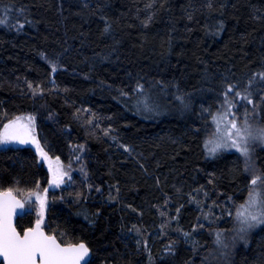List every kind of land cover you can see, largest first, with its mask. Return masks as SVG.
Returning a JSON list of instances; mask_svg holds the SVG:
<instances>
[{
  "label": "trees",
  "instance_id": "trees-1",
  "mask_svg": "<svg viewBox=\"0 0 264 264\" xmlns=\"http://www.w3.org/2000/svg\"><path fill=\"white\" fill-rule=\"evenodd\" d=\"M14 2L26 7L33 23L19 31L0 24V127L7 119L33 113L38 137L64 164L84 151L86 176L93 185L89 190L81 178H74L60 195H53L46 231L56 232L61 242L84 239L93 254L90 264H202L206 256V264H264V226L251 230L246 240L227 239L229 248L220 249L212 243L213 234L202 215L205 227L191 229L200 207L188 196L203 185L208 196L201 189L198 197L207 206L231 193L235 201L226 202L230 212L246 196L248 174L241 159L229 152L205 154L202 138L212 119L202 113L201 105L218 107L225 72L243 83L251 69L264 64V0H214L216 10L211 13L189 7L204 0H164L163 5L155 0L152 9L144 7L148 0ZM5 3L9 0H0V17L14 23L20 14L11 7L6 13ZM149 11L154 16L145 25L142 20ZM219 19L225 22L219 34L208 31L205 24ZM105 23L110 24L107 31ZM56 52L62 53L61 62L67 65L58 73L41 55ZM53 77L59 87L50 83ZM137 77L155 85L152 93L166 110L144 112L119 96L115 85L131 86ZM29 80L39 82L45 91L33 94ZM161 80L178 83L190 96L191 106L181 111L172 95L175 87L169 83L160 91ZM109 123L117 141L103 131ZM121 142L131 144L134 152L124 150ZM81 144L83 150L77 152L73 146ZM138 157L147 172L137 163ZM255 157L264 168V148L257 149ZM47 177V165L34 146L0 149V184L8 186L16 178L17 187H33L36 180L43 186ZM116 182L119 198L111 200L109 188L115 194ZM77 192L87 199L76 197ZM165 194L171 199L164 207L176 216V207L181 206L179 224L194 233L201 247L194 249L174 228L166 226L167 234H162L160 225L167 217H161L156 205L162 204ZM230 219L225 214L211 227L228 229ZM34 220L27 210L17 228L22 231ZM133 225L141 226L143 236ZM173 237L175 251L164 252ZM138 239H147L148 248L143 242L137 247ZM208 249L214 251L209 254Z\"/></svg>",
  "mask_w": 264,
  "mask_h": 264
},
{
  "label": "snow or ice",
  "instance_id": "snow-or-ice-1",
  "mask_svg": "<svg viewBox=\"0 0 264 264\" xmlns=\"http://www.w3.org/2000/svg\"><path fill=\"white\" fill-rule=\"evenodd\" d=\"M155 0H148V3L144 5L145 8L152 9ZM161 5L164 4V0H160ZM223 4L219 7L223 8ZM9 7L20 14L19 19H15L14 23L9 22L7 16L0 17V24H8V26H15L16 29L22 30L23 25L33 23L30 16L27 14V9L23 4L17 6L14 0H9V3L3 4V8L7 13ZM190 8L195 10L197 7L203 9L207 8L209 13L216 10L214 0H204L201 5L190 4ZM189 20L193 19L191 12H186ZM154 16L153 11H149L143 18L142 23L147 25L150 23ZM259 18V17H257ZM107 21V17L104 18ZM224 20L219 19L211 25L205 24V27L210 32H219L223 29ZM105 30L110 28L109 23H105ZM171 37H169V41ZM51 67V71L55 72L57 68H65L66 64L61 62L62 53L56 52L52 55L41 53ZM106 58V57H105ZM53 87H59L55 84L54 77L50 80ZM175 87V91L172 94L176 101V106L181 111L187 110L191 106V98L185 93L178 83L169 82ZM169 83L161 80L159 84L163 87L160 91H165L169 87ZM28 87L32 90L33 94L37 91L44 92V87L39 82L33 83L29 80L27 82ZM118 89L119 96L122 98H128L138 110L144 112H160L166 110L152 93V88L155 85L149 84L137 77L131 86L129 85H115ZM218 107L213 110L211 105L205 107L201 105L202 113H207L211 116V119L215 122L216 131L208 134L202 138L203 148L206 155H215L220 151L227 149H236L241 157L243 170L248 174L245 176L247 183V193L243 198V204L237 205L239 209L233 216L229 211L227 201H235V197L229 193L224 197V201L211 200V203L205 206L201 203V199L198 197V193L203 189V196H208V191L204 189L203 185H199L197 189L190 191L188 196L200 207V214L197 216L195 223L191 224V229L205 227L204 223H201L200 216L202 215L204 220L208 222L209 231L213 234L212 243L218 245L220 249H228L229 244L226 242L228 236L226 233H231V240L233 243L237 238L246 240L248 234L252 229L257 226L264 225V168L260 167L255 157V150L258 146H264V64L258 65L251 69L243 80L236 79L234 75H230L228 72L224 73L222 80V87L219 90V97L216 100ZM80 109H77V113ZM95 116V113H93ZM99 118L97 117L96 120ZM96 120L92 122L95 123ZM222 125V126H221ZM207 127V122H205ZM113 128L112 124H108L104 129L106 135H111L110 130ZM113 141H117L118 137L111 135ZM11 142H18L21 144L31 143L35 145V151L40 160L48 165V184L58 187L66 182H72L71 176V163L64 165L59 155H52L51 149L47 148L46 142L42 143L41 139L36 133L35 115L33 113H27V119H23V114L7 119L3 126L0 127V144H8ZM120 146L128 153H133L134 148L129 143L121 142ZM77 152L83 150V145L73 146ZM79 160L80 158L77 157ZM127 159V157H125ZM137 163L140 167L147 172V167L144 161L137 158ZM81 172L87 175L86 167L81 163ZM156 182L160 183V178L157 176ZM19 180L13 178V182L8 186L0 184V264H90V260L87 259L91 252L89 244L84 239H79L77 242L65 241L61 242L56 232L46 231V225L44 222L45 213L48 208V187H43L40 190V182L36 180L33 187H17ZM100 185H95L97 191L100 190ZM87 188L90 190L93 188L91 183L87 184ZM119 183L116 182L115 194L112 187L109 188V199H118ZM222 191V189H221ZM76 197H82L87 199V195L77 192ZM33 197L35 199L33 200ZM55 199V197H52ZM171 197L165 194L162 204H157L156 207L160 211L161 217H167L163 219L160 225L162 234L165 232L166 226L174 228L176 231L182 234V238L187 242L192 243L194 249L201 247L199 240L193 239L194 233L185 229L179 224L178 215L180 212V205L176 207V216L170 214V210L164 207L170 201ZM223 204V207H221ZM32 205H35L36 218L34 222H30L28 226L23 227L22 231L17 228L14 223V217L17 215L25 214L26 210H30ZM128 207H133L128 205ZM207 208V210H205ZM18 209L20 210L18 212ZM216 209H220L219 212ZM87 218V210L85 209ZM136 211H140L136 209ZM96 212L99 213L100 209L97 208ZM227 214L231 219L230 223L232 227L228 229L212 228L211 225L214 222H218ZM172 221H176L172 224ZM133 229L138 235L143 236L142 228L140 225H133ZM133 229H130L133 230ZM60 234L64 235L63 230H60ZM198 235V234H197ZM143 242L145 248H148L147 239L136 241L137 247H140ZM175 237L167 241V246L163 248L164 252L175 251ZM211 254L214 249H208ZM227 254L226 252L224 253ZM149 256L151 253L149 250ZM215 258V257H213ZM208 257L204 258L202 264H206Z\"/></svg>",
  "mask_w": 264,
  "mask_h": 264
},
{
  "label": "rangeland",
  "instance_id": "rangeland-1",
  "mask_svg": "<svg viewBox=\"0 0 264 264\" xmlns=\"http://www.w3.org/2000/svg\"><path fill=\"white\" fill-rule=\"evenodd\" d=\"M43 60L49 65L48 61L46 59H44V57H43ZM60 71H62V68H57L54 73H58ZM23 119H27V115H23ZM35 124H36V133L38 135V125H37V119H36V117H35ZM215 131H216L215 122L213 120H211V122L209 124L208 134L213 133ZM28 145H31V146H34L35 147V145H32L30 142L29 143H26V144H21V143H18V142H11V143H8V144H0V149H3V148L5 149V148H9V147H18V146H28ZM261 148H264V146H258V147H256V150L257 149H261ZM220 152L235 153L237 155V157L241 159L240 154L238 153V151L236 149H227V150H223V151H220ZM79 158H80L79 160L76 158V159L73 160V162H70L71 163L72 182L74 181V178H81L82 184L85 185V187H87L86 185L89 184V182H88L89 179H87V176L81 172V163L86 167V165H85V154H84V151L81 152V155L79 156ZM68 164H64V165L67 167ZM46 165H47V163H46ZM47 168H48V165H47ZM65 180H66V182L64 184H61L58 187L49 185L48 182H47V184H45L43 186L40 185V190L41 191H42L43 187H45V186L48 187L49 200H48V208L46 210L45 219H44L45 225H46V221H47V214H48L49 205H51V203H52L51 202V199H52L51 197L53 195H57V194L60 195L61 194V191L64 188L68 187L69 185H72V182H68L67 181V178H65ZM88 194H90V192H88ZM34 199H35V197H33V200ZM242 204H239V205H242ZM238 210H242V209H239L237 207V205H235L233 207L232 211H231V213L233 214V216H235V214H236V212ZM28 212H30L31 214H33L34 217L36 218L35 205H32V207L30 208V210H28ZM262 226H264V225L257 226L256 228L252 229V231L255 230V229H259ZM230 239H231V233L228 235V240H230Z\"/></svg>",
  "mask_w": 264,
  "mask_h": 264
},
{
  "label": "water",
  "instance_id": "water-1",
  "mask_svg": "<svg viewBox=\"0 0 264 264\" xmlns=\"http://www.w3.org/2000/svg\"><path fill=\"white\" fill-rule=\"evenodd\" d=\"M19 211H20V210L18 209V212H19ZM24 215H25V214H23V215H17L16 217H14V223L16 224V226H17V221H18V219L21 218V217H23ZM92 257H93V254H92V251H91L90 254H89V257H87V259H89L90 262H91ZM0 260H2V257H0Z\"/></svg>",
  "mask_w": 264,
  "mask_h": 264
}]
</instances>
